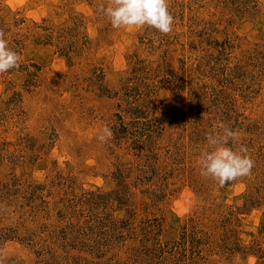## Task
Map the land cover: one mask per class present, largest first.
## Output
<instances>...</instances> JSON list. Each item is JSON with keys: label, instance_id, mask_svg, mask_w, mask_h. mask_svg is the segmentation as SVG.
Returning a JSON list of instances; mask_svg holds the SVG:
<instances>
[{"label": "rangeland", "instance_id": "rangeland-1", "mask_svg": "<svg viewBox=\"0 0 264 264\" xmlns=\"http://www.w3.org/2000/svg\"><path fill=\"white\" fill-rule=\"evenodd\" d=\"M102 3L0 0L4 264H264V0H168L169 34ZM221 123L255 162L223 187Z\"/></svg>", "mask_w": 264, "mask_h": 264}, {"label": "clouds", "instance_id": "clouds-1", "mask_svg": "<svg viewBox=\"0 0 264 264\" xmlns=\"http://www.w3.org/2000/svg\"><path fill=\"white\" fill-rule=\"evenodd\" d=\"M99 10L110 20L115 29L144 27L155 28L160 33L169 34L173 31L174 16L169 11L168 0H108L107 6L103 3ZM6 32L0 28V74L11 69H19L22 56L8 46ZM219 131L207 135V147L201 152L199 164L201 175L211 177L223 187L240 177L248 176L254 167V160L248 154L246 146L234 151L228 146L234 141L236 133L221 123ZM113 133L105 126L98 140L106 143ZM5 257L0 251V264H4Z\"/></svg>", "mask_w": 264, "mask_h": 264}]
</instances>
